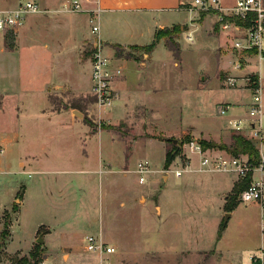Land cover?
<instances>
[{
  "label": "rangeland",
  "instance_id": "rangeland-1",
  "mask_svg": "<svg viewBox=\"0 0 264 264\" xmlns=\"http://www.w3.org/2000/svg\"><path fill=\"white\" fill-rule=\"evenodd\" d=\"M190 9L198 12L196 20L188 12L178 16L187 26H181L180 34H176L173 27L169 28L171 43L166 45L167 48L162 46L156 51L147 70H136L127 84L116 79L121 76L109 71L113 83L119 80L116 86L121 92L120 100H114L110 108L100 107L93 91L96 53L101 50V55L110 61L111 70L118 67L113 66L109 54H103V44L100 49L95 46L98 43L96 35L89 45H84L79 51L80 60L91 65V68L87 65L88 74L91 71V94L86 99L85 107L80 102L76 103L79 110L86 114L78 117L86 124L92 123L96 131L102 127H112L118 139L112 146V154L119 160L112 164V172L106 176L108 181H104L103 187L99 182L100 175L95 172L99 169L97 137L86 142L76 138V134L67 130L69 124L56 119L50 110L41 116L40 136L44 149L40 152L44 158L43 164L25 162L30 145V136L26 132L19 130L23 133V142L18 148L4 147L5 163H0V169L9 173L0 177V264L262 263L257 262L256 257L264 251V210L253 204L240 203L241 189L232 173L187 175L183 179L191 178V186L187 188L190 192H185V200H178L175 215L172 216L174 223L168 230L158 228L155 223L158 220L157 195L166 176L164 171L168 169L165 168L167 152L179 148V154L171 164L179 165L190 161L184 155L187 152L184 145L191 141L214 142L230 147L236 134L229 128L230 116L248 118V106L252 103L251 89L256 86L250 81L251 76L259 78L257 88L262 92L264 103V57L256 53L236 52L233 36L225 43L227 38L223 34L217 35L220 32L217 18L212 26L215 14L202 12L193 6ZM28 16L27 19H30L31 16ZM8 33L13 34L15 44L16 31L4 33V41ZM59 36L57 31L52 33L49 42L55 41L56 44ZM224 44L226 46L220 49ZM37 46H41L40 43ZM178 46L181 51L179 61L169 51L178 49ZM115 50L116 59L135 60L142 67L150 60L148 54L134 47ZM22 54L25 59L22 67H19L17 57L0 52V96L3 97L0 119L5 127L4 135L8 134L6 124L9 121H18L21 128L24 119L27 123L34 122L33 116H25L23 106L28 102L33 104V95L38 94V90L44 92L48 88L45 79L49 71L39 70L33 64L34 59L28 61L33 56L32 51L24 48ZM40 57V62L44 63L47 56L41 54ZM240 58L245 59V65L237 69ZM248 73L252 74L244 76ZM61 76L66 78L65 75ZM35 78L39 79L35 81ZM229 78L237 80L235 87L228 84ZM8 89H12L15 97L10 95ZM116 97L114 91L113 99ZM52 101L56 102L54 98ZM16 105H19V110ZM223 105L233 107L226 117L219 113ZM74 116L77 117L76 114ZM128 116L127 122L122 121ZM188 128L193 130L185 131ZM151 133H161L166 140L151 138ZM173 140H177L178 145ZM263 148L261 144L257 145L260 153L264 152ZM208 149L222 151L218 148ZM192 159L198 166L199 157ZM142 161H148L154 171L147 176L145 185L139 184V177L135 173L137 164ZM21 162L25 163L23 167H20ZM125 167L128 172H124ZM38 171H43L45 176ZM76 175H79L78 187L74 189L70 185L75 183ZM169 177L167 186H173L176 179L174 175ZM34 181L43 185L45 207L38 211L25 209L19 214L20 226L14 232L8 251L11 226L16 223L18 214L14 206L19 208L24 185ZM220 183L222 189L217 188ZM70 188L73 189V215L75 207H78L74 234L68 237L59 234L53 238L52 244L45 242L41 232L32 239L37 222L53 219L56 223L67 215L60 211L64 205L56 193L62 190L70 192ZM53 191L56 192L53 194ZM139 192L142 194L137 204L133 203L130 207ZM14 199L18 202H14ZM53 199L56 210L52 208ZM75 200L78 205L74 204ZM121 201L127 202L128 206L120 207ZM227 205L235 206L234 210L228 211ZM227 214L230 216L226 219ZM175 221L178 228H175ZM162 222L159 219V223ZM99 223L110 236L105 240L99 238L106 246L115 249L112 254L87 251L86 237L97 232ZM32 253L36 255L31 257Z\"/></svg>",
  "mask_w": 264,
  "mask_h": 264
},
{
  "label": "crops",
  "instance_id": "crops-1",
  "mask_svg": "<svg viewBox=\"0 0 264 264\" xmlns=\"http://www.w3.org/2000/svg\"><path fill=\"white\" fill-rule=\"evenodd\" d=\"M26 1L37 2L44 12L30 15L31 18L26 19L24 26L16 31L14 50H9L6 47L3 33V37L0 38V52L5 55L9 54L17 57L19 67H22L23 61L25 59L24 57V59L22 58L24 48L28 49L29 52L32 51L33 56H31L30 60L28 59V61L31 62V60L34 59L33 64H35L39 70L49 71V73L47 74L49 76L47 77V79H45V82H48V88L45 89L44 92L38 90V94L33 95L35 96L33 104L31 102H28L23 106V112L25 116H33L35 118L34 122L27 123L28 121L24 119L23 127L21 128L19 127L21 125L18 124V121L15 120L14 122L12 120L11 123L9 121L6 124L8 127V134L5 133L6 135H4L5 127L2 120L0 119V158H3L5 146L8 147L9 145L10 147H12V149H15L14 147L18 148L19 145H21V143L23 142V133L21 134V132H19V130H21L24 133L26 132L25 134L30 136V145H28L29 153L26 157L27 161L25 160V162H27L28 164H43L44 158H42L40 152V150L44 149V145L41 144L40 136L42 133L41 116L42 114L45 115L44 113L46 110H50L51 113L55 115L56 119L65 121V124H69L67 125V130L69 129L72 134H76V138L83 139L84 142H86V140L88 139L97 137L99 149V169L95 172L100 175L99 182L100 184L102 183L103 187L104 181H108V178L106 176L110 175L112 172V164L116 162L115 160H119L117 156H114L112 154V146L116 144V141L118 139L115 137L113 130L98 129L96 131L92 126H90V124H86L82 120H80V118L78 117L79 115L75 113H80L82 117L86 115L79 110L76 103L80 102L82 106L85 107L86 99L91 94V71L88 74L87 69V65H90V63H83L80 60L79 56L80 49L84 45H89L94 40L95 35L92 33V26L90 24L91 15L92 13L96 15V25L99 27V33L96 38L99 39L103 44V54H109L108 56L112 60L113 66L121 68V70L124 69V73L122 70L121 77L116 79L123 80L120 82H125L127 84L132 76L131 74H134L136 70L137 72H141L142 70L148 69V67L152 63L151 59L159 48H161L162 46L167 48L166 40L162 39L157 44L154 52L149 55L150 60L145 63L144 67L138 64L135 60L131 61L116 59L115 49L117 48V46H148L154 41L155 35L158 31L172 28L174 26H187V23L180 21V18L178 16L183 12H188L189 14H191L192 19L196 20L198 12L196 10L190 9V7L194 4V0H77L82 5V11L75 13L65 12L62 10V6L64 4L71 3L75 0H0V16L4 12L13 10L18 5ZM218 1L223 8L230 9L234 6L237 0ZM214 16L215 18L213 20L212 26L217 18L216 15ZM194 20H192L191 22H193ZM56 31L59 32L60 39L56 41L55 44V41L49 42V38L52 36V33H56ZM219 31L220 32H218L217 35L220 36V34H223L227 38L225 43H228L229 37L232 35L222 31L221 29H219ZM37 43H40L41 46H37ZM225 46L226 44H224V46H222L220 49L224 48ZM41 54L47 56L44 61L45 64L40 62L39 58H41ZM244 65L242 66V68H244ZM127 70H129V72ZM252 73H248L244 76ZM61 75H65L66 78ZM38 79L39 78H35L34 80L37 81ZM119 80L114 81V83L112 84V88L117 94L115 101L120 100L121 97V92L118 91L116 86ZM8 90L10 95H13L15 97V93L12 91V89ZM53 98L56 100V102L54 103L52 101ZM2 101L3 97L1 95L0 110L3 105ZM16 107V109L19 110V105H16ZM75 114L77 115V117L74 116ZM233 117V115L230 116V118ZM128 118L130 117L128 116L125 120L122 121L127 122ZM241 118L247 119L243 117ZM100 120L106 119L101 118ZM187 130H193V128H188L185 131ZM31 137H33L32 141ZM211 140L218 142L214 139ZM3 162L5 163L4 158L0 160V163ZM24 165L25 163H20V167H23ZM195 165L196 164L194 160L191 159L187 172L181 178L175 177L176 180L175 183H173V186H167L170 175L164 176L162 188L157 195L158 220H156L155 223L158 228L162 227L164 230H168L174 223L172 216L175 215L178 200H185L184 194L188 190L187 188H190L191 186V178L188 177L187 179H185V181L183 178H185L187 175L192 174H223L201 172L199 170V165ZM40 170L42 169L40 168ZM38 172L45 176L43 174V171ZM124 172H128L126 167ZM8 173L9 172L7 170H4L3 168L0 169V177L3 175H7ZM78 176L79 175H76L75 183L73 184L72 182L70 185L72 188L74 186V189L75 187L76 189L78 187ZM217 188L222 189V184L220 183ZM72 190L73 189L70 188V192L68 190H62L59 192L57 191L56 193L57 197L60 198V202H63L62 205H64V208L62 207L60 211L66 212L67 215L64 216L62 221L56 223L52 221L53 219L46 222H37L35 224L36 226L32 235V239L41 232V235L44 236L45 242L47 244H52L53 238L55 236H58L59 234L65 237L74 234V231H76L77 229L78 207H75V212L73 215ZM55 192L56 191H53L52 193L54 194ZM188 192L190 191H187L186 193ZM74 193L75 195H77L76 191H74ZM141 194L142 193L139 192L138 195H135L134 201H131L132 203L131 205H129L130 207L133 205V203L137 204V201L140 197L139 195ZM21 196V199H19L17 220L16 223L11 226L8 251L10 242L13 241L14 232L20 226L19 214L25 209L34 208V210L38 211L44 209L45 207L43 185L40 182L34 181L30 182L28 185H24ZM54 201L55 199L51 201L52 208L56 210V204L54 203ZM14 202L18 201L14 199ZM69 204H71L70 207ZM74 204L78 205V201L75 200ZM120 205V207L126 208L128 206V203L121 201ZM53 215H55V211L53 212ZM159 219H162L163 222L159 223ZM73 222H76V224L73 225ZM175 222V228H178L177 221ZM89 236H94L97 238L100 237L102 238V240L108 239L110 237L105 232V229L101 225V223H99L97 232L94 235Z\"/></svg>",
  "mask_w": 264,
  "mask_h": 264
},
{
  "label": "built area",
  "instance_id": "built-area-1",
  "mask_svg": "<svg viewBox=\"0 0 264 264\" xmlns=\"http://www.w3.org/2000/svg\"><path fill=\"white\" fill-rule=\"evenodd\" d=\"M193 6L205 13H214L217 16L220 29L231 34L235 38L236 52L256 53L258 56H264V0H237L230 9H225L218 0H194ZM62 10L65 12H81L82 5L75 0L64 4ZM40 5L34 1H26L18 5L15 9L4 12L0 16V31H17L24 26L28 15L43 13ZM92 33L98 35L99 27L96 25V15L92 13L90 18ZM99 49L102 43L98 39L95 45ZM108 59L100 53L95 55L93 64V82L94 94L99 99V105L102 108H110L113 99V81L110 73L115 76H121L120 68L111 70ZM245 63L244 58L237 61L236 68L241 69ZM110 71V73H109ZM237 80L228 79V84L235 87ZM252 103L248 106V118H232L229 120L230 130L247 138L256 144L264 147V103L262 92L259 88H253ZM231 105H223L219 108L222 117H226L232 110ZM184 155L188 160L194 156L199 157V170L201 172H220L232 173L237 177L239 183H245L246 187L241 191L239 201L241 204H253L264 210V152L260 153V159L257 164H252L245 155L233 157L226 152H216L213 149H204L201 142L191 141L184 145ZM260 151V150H259ZM190 161L171 165L164 173L166 176L174 175L181 178L190 165ZM154 171L148 161H142L137 164L135 173L138 175L140 185L147 183V176ZM0 185V192H1ZM264 230V223H263ZM87 251L94 254H112L115 249L106 246L104 242L94 236L86 238ZM257 262L264 264V251L257 257Z\"/></svg>",
  "mask_w": 264,
  "mask_h": 264
},
{
  "label": "trees",
  "instance_id": "trees-1",
  "mask_svg": "<svg viewBox=\"0 0 264 264\" xmlns=\"http://www.w3.org/2000/svg\"><path fill=\"white\" fill-rule=\"evenodd\" d=\"M214 14V13H213ZM220 28V26H219ZM182 27L181 26H174L173 27V31L176 32V34H180L182 32ZM165 30V31H164ZM164 30H160L156 33L155 35V39L152 42V44L148 45V46H144V47H139V46H133L134 48H137L139 50H141L142 52L150 55L151 53L154 52V50L157 47V44L162 40L165 39L166 40V45L172 40V36H171V30L169 28L164 29ZM167 38V39H166ZM5 43H6V47L9 50H14L15 48V44H14V37L13 34H7L5 35ZM117 48H121L120 46H117ZM171 52L174 53V56L176 58V60H180V55H181V51H180V47L178 46V49H170ZM122 55H119V57H121ZM264 57V56H263ZM252 78L250 79L251 82L254 83V85H256L255 87L257 88V80L259 79L257 76H251ZM90 126H92V123H89ZM102 130H113L112 127H102ZM151 138H158L160 140H166V138L161 134V133H151L150 134ZM170 141V140H168ZM203 148L204 149H208V148H218L226 153H228L229 155L233 156V157H239L241 155H245L248 157L249 162L252 164H257L259 162L260 159V151L259 149H257V146L254 142L249 141L247 138H245L242 135H234L233 136V144L230 147L227 146H223V145H219L216 144L214 142H206L203 141L202 142ZM179 148L175 147V150L173 151H169L167 152L166 155V160H165V168H169V166L172 164V162L175 160V158L178 156L179 154ZM238 186L240 187L241 191L246 187L245 183H239L238 182ZM236 188V186H235ZM240 191V193H241ZM22 195V194H21ZM22 196H20L19 198L21 199ZM226 208H228V211H233L235 206L232 205H227ZM14 210L15 212H18L19 208L14 206ZM3 234L5 235V231L3 232ZM34 254L36 255V253H32L31 257H34Z\"/></svg>",
  "mask_w": 264,
  "mask_h": 264
},
{
  "label": "water",
  "instance_id": "water-1",
  "mask_svg": "<svg viewBox=\"0 0 264 264\" xmlns=\"http://www.w3.org/2000/svg\"><path fill=\"white\" fill-rule=\"evenodd\" d=\"M77 115H79V116H82L80 113H78V112H75ZM173 143L175 144V145H178V141L177 140H173ZM228 216H230L229 214H227V216H226V219L228 218Z\"/></svg>",
  "mask_w": 264,
  "mask_h": 264
}]
</instances>
